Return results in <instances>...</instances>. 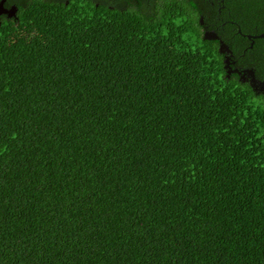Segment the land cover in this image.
<instances>
[{"label": "trees", "instance_id": "16d2710c", "mask_svg": "<svg viewBox=\"0 0 264 264\" xmlns=\"http://www.w3.org/2000/svg\"><path fill=\"white\" fill-rule=\"evenodd\" d=\"M0 264H264V94L209 0H6ZM264 75V0H223ZM226 14V15H225ZM240 29V33L236 32Z\"/></svg>", "mask_w": 264, "mask_h": 264}, {"label": "flooded vegetation", "instance_id": "af4514ba", "mask_svg": "<svg viewBox=\"0 0 264 264\" xmlns=\"http://www.w3.org/2000/svg\"><path fill=\"white\" fill-rule=\"evenodd\" d=\"M5 1L6 0L3 1V7L5 9H9L11 6L14 5V4L10 3V4H8L9 6H5L4 5ZM209 3H210L211 6H215L216 13H215L214 16H212L210 21L203 22L202 21V17H201L200 23L204 27L203 30H202L203 35H204V32H206V31L207 32L208 31H214L217 34V32H216L217 30H219V31H224L225 30L224 27H225L226 23H229V22L232 23L231 20H228V19L223 17L224 16L223 12H225L227 14V16H230L229 11L225 10L226 7L223 4V0H209ZM1 15H5L6 16L5 13H1ZM249 28L251 29L250 31L241 32V33H240V29L236 28L237 29L236 30L237 33H240L242 36H244V37H246L248 39L249 45L247 47H251L253 45V43H254V40H256L257 38H264V37H257V35L264 33V31L257 32V29H258L257 24L251 23V25H249ZM218 37H219V35H218ZM219 39H220V37H219ZM216 40H218V39H216ZM229 51H230V49H229ZM223 54H224L223 55L224 58H226V60H227V66L224 65L226 75L236 74L240 81L247 82V83H248V79L246 78V73H245L244 70L251 69L253 71L254 76H255V72H254L253 68H251V67H243V66H236L237 65V64L235 65V61L236 60H234L232 58L231 52H223ZM243 78H246V79H243ZM257 79H261V80L264 79V75L261 76V78H257Z\"/></svg>", "mask_w": 264, "mask_h": 264}, {"label": "water", "instance_id": "95a60500", "mask_svg": "<svg viewBox=\"0 0 264 264\" xmlns=\"http://www.w3.org/2000/svg\"><path fill=\"white\" fill-rule=\"evenodd\" d=\"M3 1L4 0H0V14L1 13H5L6 16H11L14 14L15 11V6H11L9 9H5L3 7ZM205 38L208 39H218V50L220 52H230L227 45L222 42V40L219 39L218 35L214 32V31H206L204 32L203 35ZM257 37H264V33L257 35ZM224 64L225 66H227V60L226 58H224ZM246 73V78L248 79V84L251 87L252 90H254L255 92H261L264 94V79H257L254 74L253 71L251 69H247L244 70ZM243 78V79H246Z\"/></svg>", "mask_w": 264, "mask_h": 264}]
</instances>
